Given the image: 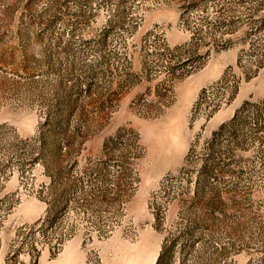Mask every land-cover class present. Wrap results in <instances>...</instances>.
<instances>
[{
	"label": "rangeland",
	"instance_id": "374dc122",
	"mask_svg": "<svg viewBox=\"0 0 264 264\" xmlns=\"http://www.w3.org/2000/svg\"><path fill=\"white\" fill-rule=\"evenodd\" d=\"M171 240L163 264H264V0H0V264Z\"/></svg>",
	"mask_w": 264,
	"mask_h": 264
},
{
	"label": "trees",
	"instance_id": "16d2710c",
	"mask_svg": "<svg viewBox=\"0 0 264 264\" xmlns=\"http://www.w3.org/2000/svg\"><path fill=\"white\" fill-rule=\"evenodd\" d=\"M240 113H241V110L236 112L234 117L228 123L223 124L218 129V131L213 134V139H216L221 134V132H223V130H225L226 128H229V127H233L238 121H240ZM174 246H175V241L174 240H171V241H169L168 244L164 245L162 250H161V253H160L159 257H158V260H157L156 264H163V260L167 256H169V253L172 251Z\"/></svg>",
	"mask_w": 264,
	"mask_h": 264
},
{
	"label": "crops",
	"instance_id": "0c3cea01",
	"mask_svg": "<svg viewBox=\"0 0 264 264\" xmlns=\"http://www.w3.org/2000/svg\"><path fill=\"white\" fill-rule=\"evenodd\" d=\"M197 88H198V84H196L194 86L192 85V89L189 91L188 95L186 94V98H184L185 96L182 93L181 102L176 106V108L173 111L174 115L176 116L175 118L177 119V122H180V120H182V118L185 116V113L187 112V110L189 108L192 96L197 91ZM228 115H229L228 117H230L232 115V113L228 114ZM76 246H78V242H74L71 246H69L70 250L71 249L73 250V248H75ZM75 250H76V248H75ZM79 262L80 261L78 260V264H79Z\"/></svg>",
	"mask_w": 264,
	"mask_h": 264
},
{
	"label": "built area",
	"instance_id": "2783aa9c",
	"mask_svg": "<svg viewBox=\"0 0 264 264\" xmlns=\"http://www.w3.org/2000/svg\"><path fill=\"white\" fill-rule=\"evenodd\" d=\"M210 90H208V93H209ZM199 102V101H198Z\"/></svg>",
	"mask_w": 264,
	"mask_h": 264
}]
</instances>
